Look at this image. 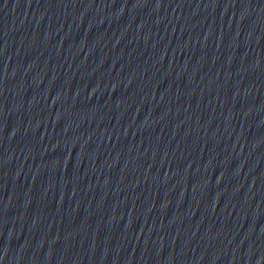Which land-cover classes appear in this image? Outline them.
I'll use <instances>...</instances> for the list:
<instances>
[{
	"label": "water",
	"instance_id": "water-1",
	"mask_svg": "<svg viewBox=\"0 0 264 264\" xmlns=\"http://www.w3.org/2000/svg\"><path fill=\"white\" fill-rule=\"evenodd\" d=\"M0 264H264V0H0Z\"/></svg>",
	"mask_w": 264,
	"mask_h": 264
}]
</instances>
